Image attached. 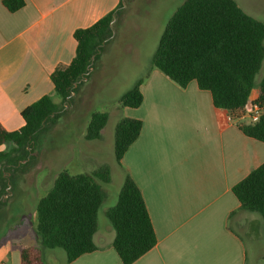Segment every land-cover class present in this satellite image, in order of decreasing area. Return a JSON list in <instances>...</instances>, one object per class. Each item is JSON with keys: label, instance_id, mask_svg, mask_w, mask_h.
<instances>
[{"label": "crops", "instance_id": "crops-1", "mask_svg": "<svg viewBox=\"0 0 264 264\" xmlns=\"http://www.w3.org/2000/svg\"><path fill=\"white\" fill-rule=\"evenodd\" d=\"M3 1L0 124L15 131L23 127L27 107L55 93L51 74L75 58V31L92 26L123 0H25L14 13ZM139 81L142 105L119 113L121 119L140 120L143 128L118 165L141 190L158 243L134 264H248L244 235L257 249L259 217L242 208L232 189L264 163V143L229 122V112L217 109L211 93L196 82L183 89L154 67ZM251 98H258V89ZM102 216L96 251L68 263L64 250H44L45 260L122 264L113 248L115 230L107 214ZM20 245L1 244L0 264H20ZM35 246L41 247L40 240Z\"/></svg>", "mask_w": 264, "mask_h": 264}, {"label": "trees", "instance_id": "trees-1", "mask_svg": "<svg viewBox=\"0 0 264 264\" xmlns=\"http://www.w3.org/2000/svg\"><path fill=\"white\" fill-rule=\"evenodd\" d=\"M11 12L25 7V0H4ZM125 7H119L88 28L74 33L76 55L69 64L57 65L51 74L56 104L49 95L27 107L21 116L24 125L8 131L0 124V195L8 186L6 172L17 170L23 153L28 155L38 144L49 123L60 117L61 109L73 106L80 87L114 36V22ZM264 64V23L247 14L235 0H186L169 20L153 58L154 68L185 89L196 82L209 91L217 109L236 113L248 104L258 89V102L263 108L256 123H239L248 137L264 143V75L257 82ZM142 81L124 94L122 108H139L144 100ZM62 106V108H61ZM109 121V114H92L86 140L100 141ZM143 123L123 118L115 130V159L121 165L129 148L139 138ZM12 146L11 149H8ZM23 152V153H22ZM22 153V154H21ZM110 168L105 165L93 173L58 174L51 190L37 205L36 231L41 247L20 245V264H49L44 250L62 249L72 263L97 250L94 236L100 210L107 199L104 185L111 184ZM233 194L242 208L258 213L264 227V163L236 184ZM2 203H0V206ZM115 230L113 248L122 264H134L158 243L141 190L126 174L117 203L107 211ZM1 245V244H0Z\"/></svg>", "mask_w": 264, "mask_h": 264}, {"label": "rangeland", "instance_id": "rangeland-1", "mask_svg": "<svg viewBox=\"0 0 264 264\" xmlns=\"http://www.w3.org/2000/svg\"><path fill=\"white\" fill-rule=\"evenodd\" d=\"M185 1L125 0V7L114 22V36L78 95H74L73 106L61 109L60 117L49 123L31 153L22 152L23 160L15 173L4 174L9 180L0 195V244L35 246L39 242L37 205L63 171L72 175L89 174L107 165L112 181L104 185L108 197L100 211L101 219L115 204L125 176L115 159V130L122 120L119 101L154 67L153 58L166 26ZM235 1L247 14L264 23V0ZM263 75L264 64L257 82ZM51 97L56 104H61L55 93ZM95 112L108 113L109 121L102 140L88 141L86 131ZM256 215L259 217L255 224L259 238L257 249L251 237L244 235L249 250L248 264H264L263 218Z\"/></svg>", "mask_w": 264, "mask_h": 264}, {"label": "built area", "instance_id": "built-area-1", "mask_svg": "<svg viewBox=\"0 0 264 264\" xmlns=\"http://www.w3.org/2000/svg\"><path fill=\"white\" fill-rule=\"evenodd\" d=\"M263 108L258 102V98H250L248 104L243 110L236 113H230L227 117L229 122L254 124L259 121Z\"/></svg>", "mask_w": 264, "mask_h": 264}]
</instances>
